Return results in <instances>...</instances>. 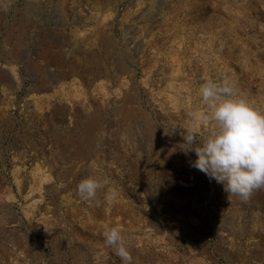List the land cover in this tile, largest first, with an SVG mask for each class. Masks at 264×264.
<instances>
[{
    "label": "rangeland",
    "instance_id": "obj_1",
    "mask_svg": "<svg viewBox=\"0 0 264 264\" xmlns=\"http://www.w3.org/2000/svg\"><path fill=\"white\" fill-rule=\"evenodd\" d=\"M209 80L264 112V0H0V264H122L110 227L132 264H264V188L181 150Z\"/></svg>",
    "mask_w": 264,
    "mask_h": 264
},
{
    "label": "clouds",
    "instance_id": "obj_2",
    "mask_svg": "<svg viewBox=\"0 0 264 264\" xmlns=\"http://www.w3.org/2000/svg\"><path fill=\"white\" fill-rule=\"evenodd\" d=\"M200 96L208 111L195 119L211 123L214 130L202 142L197 141L195 124L183 133L181 149L196 153L190 166L223 186L228 196L247 201L254 190L264 188V112L239 97L225 82L209 80L201 85ZM101 187L95 178L83 179L77 187L82 199L95 198ZM104 243L112 248L122 264H132L121 229L110 227L103 233Z\"/></svg>",
    "mask_w": 264,
    "mask_h": 264
},
{
    "label": "bare ground",
    "instance_id": "obj_3",
    "mask_svg": "<svg viewBox=\"0 0 264 264\" xmlns=\"http://www.w3.org/2000/svg\"><path fill=\"white\" fill-rule=\"evenodd\" d=\"M131 99H132L131 97L126 96L125 97V102L126 103H130L131 102ZM134 114H135V111L126 106V110H125L126 117H128L129 119H131V118H133L132 116ZM95 125H96V119L90 118L88 120V122L86 123V125L84 126V133H85V135H83V137L81 138V143H82L80 145L81 147L76 148L74 150L75 156L80 157V158L83 157L82 154L84 153L83 152L84 150H82V148H86L88 146V144L91 143L90 141H88L86 139V136L90 134V131H92L93 128H95ZM140 126L143 128V131L145 132V134L148 137H153L154 138V136L156 134V130H155L156 127L154 128L153 125L149 122V120L147 118H145L144 116H141V125Z\"/></svg>",
    "mask_w": 264,
    "mask_h": 264
},
{
    "label": "crops",
    "instance_id": "obj_4",
    "mask_svg": "<svg viewBox=\"0 0 264 264\" xmlns=\"http://www.w3.org/2000/svg\"><path fill=\"white\" fill-rule=\"evenodd\" d=\"M88 144V143H87Z\"/></svg>",
    "mask_w": 264,
    "mask_h": 264
}]
</instances>
